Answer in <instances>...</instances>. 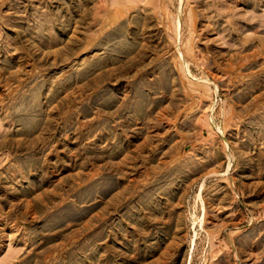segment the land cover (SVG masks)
Here are the masks:
<instances>
[{
    "label": "rangeland",
    "instance_id": "rangeland-1",
    "mask_svg": "<svg viewBox=\"0 0 264 264\" xmlns=\"http://www.w3.org/2000/svg\"><path fill=\"white\" fill-rule=\"evenodd\" d=\"M0 264H264V0H0Z\"/></svg>",
    "mask_w": 264,
    "mask_h": 264
}]
</instances>
